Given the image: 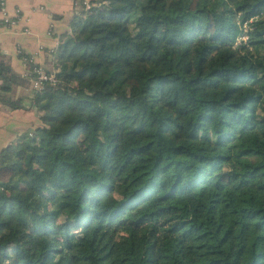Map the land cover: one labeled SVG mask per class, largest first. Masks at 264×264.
<instances>
[{"label":"trees","instance_id":"1","mask_svg":"<svg viewBox=\"0 0 264 264\" xmlns=\"http://www.w3.org/2000/svg\"><path fill=\"white\" fill-rule=\"evenodd\" d=\"M78 2L0 153V264H264V0Z\"/></svg>","mask_w":264,"mask_h":264},{"label":"crops","instance_id":"2","mask_svg":"<svg viewBox=\"0 0 264 264\" xmlns=\"http://www.w3.org/2000/svg\"><path fill=\"white\" fill-rule=\"evenodd\" d=\"M11 16L20 11L21 24L5 28L0 14V56L8 60L17 77L8 99L20 102L17 109L0 103V153L18 138L30 134L39 125V114L32 106L34 91L31 68L24 57L32 59L46 71L53 72L54 53L60 38L70 30V22L80 13L78 0H7ZM29 29V34L23 29Z\"/></svg>","mask_w":264,"mask_h":264},{"label":"built area","instance_id":"3","mask_svg":"<svg viewBox=\"0 0 264 264\" xmlns=\"http://www.w3.org/2000/svg\"><path fill=\"white\" fill-rule=\"evenodd\" d=\"M92 0H82L81 5L85 9H89L91 7ZM79 3V2H78ZM7 0H0V14L2 18V24L5 28H16L19 24H21V16L20 11L15 10L14 15L11 16L7 10ZM244 31L246 32L248 27L245 24L243 26ZM23 33L29 34V29L24 28ZM243 41L247 40V37L242 38ZM51 53H54L52 51ZM30 63H33L30 58ZM57 84V80L54 72L46 71L41 65H32L31 69V86L34 93L41 92L45 85L55 86Z\"/></svg>","mask_w":264,"mask_h":264}]
</instances>
